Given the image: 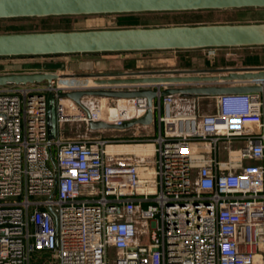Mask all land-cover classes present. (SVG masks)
<instances>
[{
    "label": "built area",
    "instance_id": "2783aa9c",
    "mask_svg": "<svg viewBox=\"0 0 264 264\" xmlns=\"http://www.w3.org/2000/svg\"><path fill=\"white\" fill-rule=\"evenodd\" d=\"M93 80L0 86V264H264V90L219 95L214 114L202 97L157 98L154 159L123 163L61 125L137 120L145 98L115 122L107 97L57 99L51 140L48 94L166 87Z\"/></svg>",
    "mask_w": 264,
    "mask_h": 264
},
{
    "label": "water",
    "instance_id": "95a60500",
    "mask_svg": "<svg viewBox=\"0 0 264 264\" xmlns=\"http://www.w3.org/2000/svg\"><path fill=\"white\" fill-rule=\"evenodd\" d=\"M241 9H264V0H0V20ZM255 47H264V22L0 33V58ZM84 77L94 78V83L99 85H154L166 88L160 92L152 88L98 89L59 94L50 92L47 118L49 139L53 140L58 136L57 99H71L81 106V99L85 96L147 100L148 110L137 120L122 124L90 121V130L98 131L152 125L153 102L160 97H217L226 94H255L264 90L259 85L250 84L264 80V67L141 71L104 75H59L53 72L0 74V86L43 84L57 79Z\"/></svg>",
    "mask_w": 264,
    "mask_h": 264
},
{
    "label": "rangeland",
    "instance_id": "374dc122",
    "mask_svg": "<svg viewBox=\"0 0 264 264\" xmlns=\"http://www.w3.org/2000/svg\"><path fill=\"white\" fill-rule=\"evenodd\" d=\"M259 23L264 22V9H241L224 11H198L182 13H141L117 14L79 17H50L0 20V33L55 31V30H90L117 29L128 27H159L171 25H197L208 23ZM129 54L112 55L114 58ZM111 57L110 55H74L34 58L0 59V74H25L50 71L56 74H117L123 72L164 71V70H202L219 68H254L264 67V47L238 49H205L195 51H167L133 53V60H127L124 68L114 62L106 64L75 63V60L85 58ZM111 57V58H112ZM124 69V70H123ZM116 100V101H115ZM186 100V99H185ZM182 100L181 106L187 110L191 100ZM114 101V102H113ZM188 101V102H187ZM104 114L108 107H120L132 110L133 101L130 99L109 98L103 102ZM126 103V104H125ZM209 102L201 104L202 114L209 113ZM124 106V107H123ZM192 107V106H189ZM106 110V111H105ZM60 135L64 138L90 137L109 142L108 150L121 153L114 159L120 162H135L140 158L146 161L154 159V152H134L136 147H144L158 136L157 126L137 125L129 129H109L92 131L82 121H71L61 125ZM120 147L123 151H120ZM113 149V150H112ZM110 154V155H111ZM143 227L142 225H140ZM145 236L141 240H145ZM115 258V254H112Z\"/></svg>",
    "mask_w": 264,
    "mask_h": 264
},
{
    "label": "crops",
    "instance_id": "0c3cea01",
    "mask_svg": "<svg viewBox=\"0 0 264 264\" xmlns=\"http://www.w3.org/2000/svg\"><path fill=\"white\" fill-rule=\"evenodd\" d=\"M106 55H110L112 57V55L114 54H106ZM116 55V54H115ZM117 55H122V54H117ZM126 55V54H125ZM132 54H129L128 56H121L118 57V58H114V57H102V58H85V57H82V58H79L77 60H75V63H80V64H85V63H93L94 65L97 66V64H106L108 62H114L120 66H122L124 68V66L126 65V62L127 60H135L136 58H132V57H135V56H130ZM83 56V55H82ZM125 69V68H124ZM123 69V70H124ZM42 72H50V71H42ZM129 72V71H127ZM80 74H85V71L83 73H80ZM209 102V113L208 114H214L216 113L218 110V107H217V102H216V98L215 97H202L200 98L199 100V104H198V112L201 113V110H200V107H201V104H205L207 105V103Z\"/></svg>",
    "mask_w": 264,
    "mask_h": 264
},
{
    "label": "bare ground",
    "instance_id": "6f19581e",
    "mask_svg": "<svg viewBox=\"0 0 264 264\" xmlns=\"http://www.w3.org/2000/svg\"><path fill=\"white\" fill-rule=\"evenodd\" d=\"M120 100L124 101V99H120ZM108 114H107L108 115L107 120L109 122H115L116 120H119V118L121 117L120 107H118V108L117 107H110L109 110H108ZM118 150L123 151V148L120 147V149H118ZM132 151L139 152V153L148 152V151L152 152L153 151V146L152 145H146L144 147H142V146L141 147H136V148L132 149Z\"/></svg>",
    "mask_w": 264,
    "mask_h": 264
},
{
    "label": "trees",
    "instance_id": "16d2710c",
    "mask_svg": "<svg viewBox=\"0 0 264 264\" xmlns=\"http://www.w3.org/2000/svg\"><path fill=\"white\" fill-rule=\"evenodd\" d=\"M50 57H55V56H50ZM18 58H34V57H18ZM0 59H7V58H0Z\"/></svg>",
    "mask_w": 264,
    "mask_h": 264
}]
</instances>
